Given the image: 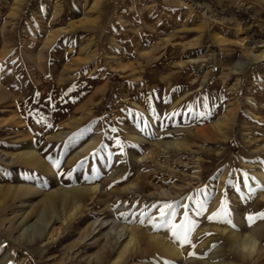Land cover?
<instances>
[{
	"label": "rangeland",
	"instance_id": "1",
	"mask_svg": "<svg viewBox=\"0 0 264 264\" xmlns=\"http://www.w3.org/2000/svg\"><path fill=\"white\" fill-rule=\"evenodd\" d=\"M251 52L262 58L242 76L234 73L233 64ZM189 129L205 130L192 137ZM63 132L62 139L53 137ZM163 140L217 150L200 149L195 157L185 147L161 153L166 146L159 152L153 144ZM262 143L264 0H0V154L33 148L58 177L0 159V185L23 180L39 193L104 187L45 252L8 242L17 251L12 264H88L113 218L135 225L142 238L143 252L122 264H185L151 237L205 260L226 243L210 226L245 230L237 208L246 230L264 222L245 210L256 190L249 198L243 184L254 175L247 163H264V151L250 156L246 149ZM151 151L137 169L134 155ZM131 182L140 190L131 193ZM39 193L30 196L35 203ZM259 210L264 213V203ZM95 219L109 222L71 248ZM201 226L207 228L195 238Z\"/></svg>",
	"mask_w": 264,
	"mask_h": 264
},
{
	"label": "bare ground",
	"instance_id": "2",
	"mask_svg": "<svg viewBox=\"0 0 264 264\" xmlns=\"http://www.w3.org/2000/svg\"><path fill=\"white\" fill-rule=\"evenodd\" d=\"M252 45V47L255 48L257 43L253 42ZM261 58L262 56L253 52L246 53L245 55L243 54L233 64L231 70L241 75L243 68L247 67L251 61H258ZM247 110L248 112L251 111L250 109ZM231 119L234 118L231 117ZM204 130L205 129H198L194 131L189 129L188 133L194 137L204 132ZM219 130L221 129L219 128ZM65 135L66 133L63 132L60 135L55 134L53 137L56 140H60ZM131 136L136 140H148L147 137L140 133H134L131 134ZM251 142L252 140L250 139L248 144ZM192 145L193 144L188 142H182V140H163L156 141L155 144H153V148L159 149L160 152V148L166 146L161 152L164 153L165 150L170 149V147H176L177 149L185 147L189 154L193 156L194 153H197L200 149L209 153H214L217 150L216 148H212L213 146L201 145L200 148H196L194 147L195 145ZM246 150L249 153L248 155L254 156L264 151V143H262L257 150ZM134 158L135 167L139 169L146 163L144 162L145 160L152 158V151L146 154L137 153L134 155ZM0 159H3V161L7 159L11 163L20 162L28 166L35 165L38 168H45L52 176L55 175L54 179L58 181L54 168L49 166L39 152L33 148H29L25 151L23 150V152L20 151L18 154H8L3 151L0 154ZM242 163L244 162L242 161ZM157 165L162 169H166V165L161 162H157ZM247 167L254 175L249 176V180L247 179L248 181L244 180V189L248 193L249 198L252 197V193L256 190V197L255 199H249V205L246 206L245 210L251 212L255 211L254 216H258V214L263 213L259 210V207L260 204L264 203V163L254 164V162H248ZM2 174L3 171L0 170V175ZM254 178L258 181L259 187L261 188L255 185L256 182L253 181ZM127 189L131 193H135L140 190V185L138 182H131L128 184ZM102 191H104V187L98 184L74 188L57 186L49 193H39L35 190V187L25 183L23 180L15 185H8L7 187L0 185V227L4 233V236L0 233V250H2L0 264H12L17 253V251L15 252L9 248L8 245L6 246L8 242L17 244L20 248L26 247L33 252L36 250L45 252L47 247L67 234V228L69 226L75 223L76 220L85 216L86 210L89 209V201L100 193L104 194ZM169 192H171L169 189H162L161 191L163 195L169 194ZM38 193L41 194V199L35 203L30 196ZM234 199L237 204H240L238 196L234 197ZM104 202L106 203L107 200H104ZM9 210H11V212ZM235 219L238 226L242 228L245 227V230L236 229L228 224H214L210 226L217 233L215 239L225 238L226 243L216 245L211 251L210 256L205 260L185 257L184 250L165 238L151 237L150 243L160 246L163 252L185 264H264V222L246 230V226H244L245 216L243 211L238 208L236 209ZM108 222V219L102 221L98 219L92 220L91 223L87 224L83 229H80V237L73 241L71 248L82 247L84 244L83 242L89 236L93 235L96 228H100V226ZM58 224L60 225L58 226ZM109 225L108 232L104 234L106 239L99 250L94 254H90V256L85 259L88 261V264H122L133 252H143L140 244L142 238L140 241L138 240L135 225L120 221L116 222V218H113ZM205 228L207 227L201 226L194 237H198ZM97 239L98 238L95 239V242ZM198 250H200V248ZM225 253H227V256H225ZM93 261L95 262L93 263Z\"/></svg>",
	"mask_w": 264,
	"mask_h": 264
},
{
	"label": "snow or ice",
	"instance_id": "3",
	"mask_svg": "<svg viewBox=\"0 0 264 264\" xmlns=\"http://www.w3.org/2000/svg\"><path fill=\"white\" fill-rule=\"evenodd\" d=\"M227 213H225V215H226ZM161 215H164V213H161ZM213 217H209V219H212ZM257 217H249V220L250 221H253L254 222V220L256 219ZM258 218H261V219H264V213H260V214H258ZM229 223H230V221H228ZM177 227H179V226H177ZM179 238V237H178ZM186 239V238H185Z\"/></svg>",
	"mask_w": 264,
	"mask_h": 264
}]
</instances>
